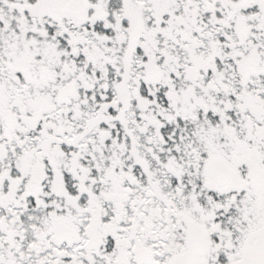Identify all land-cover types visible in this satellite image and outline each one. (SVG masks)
Returning <instances> with one entry per match:
<instances>
[{"label":"snow or ice","instance_id":"6c2138e0","mask_svg":"<svg viewBox=\"0 0 264 264\" xmlns=\"http://www.w3.org/2000/svg\"><path fill=\"white\" fill-rule=\"evenodd\" d=\"M0 264H264V0H0Z\"/></svg>","mask_w":264,"mask_h":264}]
</instances>
